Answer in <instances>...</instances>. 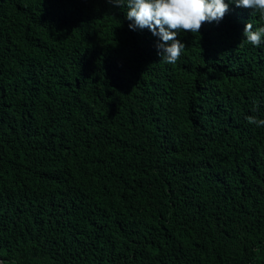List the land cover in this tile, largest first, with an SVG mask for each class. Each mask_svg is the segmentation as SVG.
I'll list each match as a JSON object with an SVG mask.
<instances>
[{
    "label": "trees",
    "instance_id": "1",
    "mask_svg": "<svg viewBox=\"0 0 264 264\" xmlns=\"http://www.w3.org/2000/svg\"><path fill=\"white\" fill-rule=\"evenodd\" d=\"M107 0H0L3 264H264V15L169 64Z\"/></svg>",
    "mask_w": 264,
    "mask_h": 264
},
{
    "label": "clouds",
    "instance_id": "2",
    "mask_svg": "<svg viewBox=\"0 0 264 264\" xmlns=\"http://www.w3.org/2000/svg\"><path fill=\"white\" fill-rule=\"evenodd\" d=\"M114 8H126L125 18L132 31L149 30L157 37V54L166 63H176L186 46L177 39L181 32L199 33L202 24H219L231 5L251 9L264 15V0H107ZM244 39L260 49L264 48V25L247 23ZM258 127L264 119L250 118Z\"/></svg>",
    "mask_w": 264,
    "mask_h": 264
},
{
    "label": "water",
    "instance_id": "3",
    "mask_svg": "<svg viewBox=\"0 0 264 264\" xmlns=\"http://www.w3.org/2000/svg\"><path fill=\"white\" fill-rule=\"evenodd\" d=\"M0 264H3L1 260H0Z\"/></svg>",
    "mask_w": 264,
    "mask_h": 264
}]
</instances>
